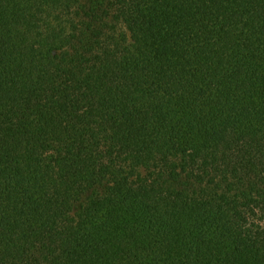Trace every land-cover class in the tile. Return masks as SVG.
<instances>
[{
  "label": "trees",
  "instance_id": "obj_1",
  "mask_svg": "<svg viewBox=\"0 0 264 264\" xmlns=\"http://www.w3.org/2000/svg\"><path fill=\"white\" fill-rule=\"evenodd\" d=\"M0 264H264V0H0Z\"/></svg>",
  "mask_w": 264,
  "mask_h": 264
}]
</instances>
